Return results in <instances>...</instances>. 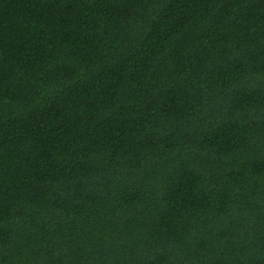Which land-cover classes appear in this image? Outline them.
<instances>
[{"label":"trees","instance_id":"1","mask_svg":"<svg viewBox=\"0 0 264 264\" xmlns=\"http://www.w3.org/2000/svg\"><path fill=\"white\" fill-rule=\"evenodd\" d=\"M0 264H264V0H0Z\"/></svg>","mask_w":264,"mask_h":264}]
</instances>
